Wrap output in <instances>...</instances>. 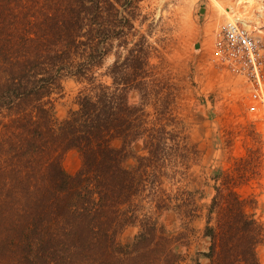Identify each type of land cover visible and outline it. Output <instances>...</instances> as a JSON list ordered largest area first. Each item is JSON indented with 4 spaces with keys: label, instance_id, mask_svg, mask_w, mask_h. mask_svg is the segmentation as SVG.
<instances>
[{
    "label": "trees",
    "instance_id": "obj_1",
    "mask_svg": "<svg viewBox=\"0 0 264 264\" xmlns=\"http://www.w3.org/2000/svg\"><path fill=\"white\" fill-rule=\"evenodd\" d=\"M138 3L0 0V264H261L264 226L229 172L215 173L205 206L174 187L197 149L175 111L182 88L136 27ZM68 79L80 88L57 118ZM70 150L74 175L61 165ZM168 215L184 228L202 219L193 257Z\"/></svg>",
    "mask_w": 264,
    "mask_h": 264
},
{
    "label": "rangeland",
    "instance_id": "obj_2",
    "mask_svg": "<svg viewBox=\"0 0 264 264\" xmlns=\"http://www.w3.org/2000/svg\"><path fill=\"white\" fill-rule=\"evenodd\" d=\"M138 6L136 27L158 50L153 63L168 70L182 88L175 111L197 149L196 159L174 187L191 191L198 206H205L214 194L213 186H220L212 180L215 173L229 172L228 185L240 197L253 200L246 210L264 226V103L255 111L249 110L255 81L219 64L213 56L222 25L238 19L256 42L264 94V0H139ZM113 59L108 57L105 66ZM79 88L73 80L65 81L64 95L55 104L57 118L74 108ZM112 145L116 147L118 142ZM61 165L67 174L74 175L81 167L79 152H66ZM160 222L168 232L188 234L186 244L178 250L193 257L201 242L202 219L189 222L185 228L174 215ZM135 232L129 229L123 237ZM258 257L264 264V243L258 248Z\"/></svg>",
    "mask_w": 264,
    "mask_h": 264
},
{
    "label": "built area",
    "instance_id": "obj_3",
    "mask_svg": "<svg viewBox=\"0 0 264 264\" xmlns=\"http://www.w3.org/2000/svg\"><path fill=\"white\" fill-rule=\"evenodd\" d=\"M213 56L219 64L255 81L249 110L255 111L258 105L264 103L262 84L259 81L261 60L256 42L237 19L222 25L214 44Z\"/></svg>",
    "mask_w": 264,
    "mask_h": 264
},
{
    "label": "bare ground",
    "instance_id": "obj_4",
    "mask_svg": "<svg viewBox=\"0 0 264 264\" xmlns=\"http://www.w3.org/2000/svg\"><path fill=\"white\" fill-rule=\"evenodd\" d=\"M238 20V19H237Z\"/></svg>",
    "mask_w": 264,
    "mask_h": 264
}]
</instances>
